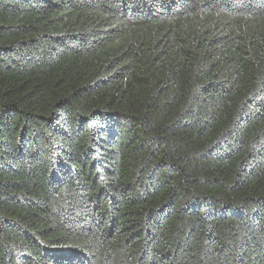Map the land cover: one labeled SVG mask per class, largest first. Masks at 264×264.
Wrapping results in <instances>:
<instances>
[{
  "label": "trees",
  "instance_id": "obj_1",
  "mask_svg": "<svg viewBox=\"0 0 264 264\" xmlns=\"http://www.w3.org/2000/svg\"><path fill=\"white\" fill-rule=\"evenodd\" d=\"M0 264H264V0H0Z\"/></svg>",
  "mask_w": 264,
  "mask_h": 264
}]
</instances>
